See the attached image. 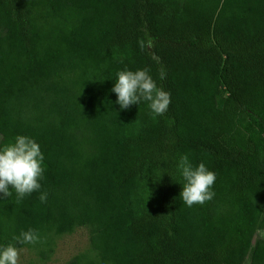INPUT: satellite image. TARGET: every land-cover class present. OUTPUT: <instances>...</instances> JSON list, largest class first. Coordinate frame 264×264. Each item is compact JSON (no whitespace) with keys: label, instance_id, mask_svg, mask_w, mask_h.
<instances>
[{"label":"trees","instance_id":"obj_1","mask_svg":"<svg viewBox=\"0 0 264 264\" xmlns=\"http://www.w3.org/2000/svg\"><path fill=\"white\" fill-rule=\"evenodd\" d=\"M146 67L164 115L111 91ZM0 135L45 169L0 198V245L84 227L94 257L67 264H264V0H0ZM184 154L216 175L203 205L180 197Z\"/></svg>","mask_w":264,"mask_h":264},{"label":"clouds","instance_id":"obj_2","mask_svg":"<svg viewBox=\"0 0 264 264\" xmlns=\"http://www.w3.org/2000/svg\"><path fill=\"white\" fill-rule=\"evenodd\" d=\"M150 69L136 71H118L111 91L116 94V103L121 109L131 105L148 102L151 113L164 115L171 103V93L158 87L151 77ZM160 79H166V73L161 72ZM44 156L39 144L32 138L18 135L3 147H0V193L8 198L12 195L11 187L17 194V203L33 192L40 191L44 174ZM178 169L185 183L180 194L182 201L188 207L195 204L203 205L214 198L212 187L216 175L201 162L194 167L187 154L181 155ZM41 203L47 202V192L39 196ZM18 244H36L40 241L39 233L32 228L21 231L13 237ZM21 249L14 244L0 245V264H19Z\"/></svg>","mask_w":264,"mask_h":264},{"label":"rangeland","instance_id":"obj_3","mask_svg":"<svg viewBox=\"0 0 264 264\" xmlns=\"http://www.w3.org/2000/svg\"><path fill=\"white\" fill-rule=\"evenodd\" d=\"M1 139V135H0ZM50 252L37 245L21 249L19 264H67L72 258L80 254L88 253L94 257L90 251L88 242V230L84 227L77 228L73 233L64 236H50ZM44 250V255H41Z\"/></svg>","mask_w":264,"mask_h":264},{"label":"crops","instance_id":"obj_4","mask_svg":"<svg viewBox=\"0 0 264 264\" xmlns=\"http://www.w3.org/2000/svg\"><path fill=\"white\" fill-rule=\"evenodd\" d=\"M257 235H258L261 239L264 240V230H259V231L257 232Z\"/></svg>","mask_w":264,"mask_h":264}]
</instances>
